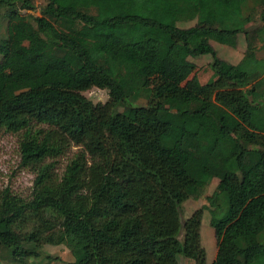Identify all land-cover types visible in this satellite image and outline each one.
I'll return each instance as SVG.
<instances>
[{"label": "trees", "instance_id": "16d2710c", "mask_svg": "<svg viewBox=\"0 0 264 264\" xmlns=\"http://www.w3.org/2000/svg\"><path fill=\"white\" fill-rule=\"evenodd\" d=\"M22 8L31 0H0V129L20 134L34 178L28 197L0 190V264H27L71 235L84 256L65 264H207L205 209L208 264H264V0H46L41 19ZM47 19L70 35L49 45L35 28ZM241 37L237 64L209 42ZM116 43L126 53L116 65L109 46L99 65L116 66L103 72ZM93 86L104 106L83 94ZM213 180L208 206L182 220Z\"/></svg>", "mask_w": 264, "mask_h": 264}, {"label": "rangeland", "instance_id": "374dc122", "mask_svg": "<svg viewBox=\"0 0 264 264\" xmlns=\"http://www.w3.org/2000/svg\"><path fill=\"white\" fill-rule=\"evenodd\" d=\"M45 2L46 0H31L33 8L32 9L22 8L20 12L24 16H33L36 18L40 17L41 19L42 14L40 11H41V7L45 4ZM45 23L44 22L42 23L40 21L41 27L36 26L35 28L38 30L41 37L44 38L45 40H47L48 36L49 38H51L49 45H51L61 35H70L68 34L67 29L65 28V23L62 20L54 21L52 19H47ZM4 34H5V20L2 11H0V38L3 37ZM10 35L12 38V43H10L9 48L15 49V39L17 38V34L16 32L12 31ZM107 47L108 45H106L104 53L97 61L98 67L103 72H110L120 61L119 59L120 56L116 53V60H113L116 65L113 66L109 71L104 70L99 65L101 58L106 53ZM212 47L216 51L217 56L223 60L236 61L238 58L240 59L242 57V52H241L242 47L239 48V45H236L235 47H231L228 45L220 44L212 40ZM114 48L115 47H113V50ZM210 61H211V56L208 54L205 55L204 58L197 60L199 65L202 66L207 65L208 62ZM205 78L206 76L200 77L202 81H204ZM83 94L87 98L92 100L93 103H101V105L103 106L108 98V94L105 89L97 88L95 86L91 87L87 91H84ZM99 134L103 136L100 127H99ZM19 139H20L19 133L7 132L4 131L3 129H0V190L5 187H8L12 192L17 193L23 197H28L32 190L34 173L31 171L30 167L23 166L21 163V158L19 153ZM72 148L77 149L81 147L72 146ZM81 149L83 150L84 160L86 161V163L91 164V154L87 155L86 154L87 151H85L83 148ZM64 162H65L64 159H60L61 167H63ZM61 171L62 168H60L59 173ZM108 177H110V174L107 176V179ZM214 187H215V180L211 181L209 183V186L203 190V194L201 195V197L197 199L190 198L182 204L181 206L182 220L190 216L195 209L200 208L202 206L205 207V205L208 206L206 196L210 195V193L214 191L215 189ZM137 207H136V212L142 216L144 214V211L143 213H140L139 211H137ZM203 213L204 214L202 218L200 233L202 234L201 243L206 253L205 262L208 264L215 257L217 245H216V239L214 237L213 228L210 226L209 223L211 214L207 209H205ZM223 214L224 211H221L216 216L220 217ZM83 246H84V242L79 236L71 235L67 237L64 240V242L61 244H57V245L44 244L42 247L43 255L38 258L29 259L27 264H65V262L67 261L78 259L84 256ZM47 256H50V258H48ZM182 257L183 256H180V258ZM151 258L152 257L150 255L149 261L151 263H154L155 259L152 261ZM199 263L200 262L196 261V259L186 258V257H184L180 261V264H199Z\"/></svg>", "mask_w": 264, "mask_h": 264}, {"label": "built area", "instance_id": "2783aa9c", "mask_svg": "<svg viewBox=\"0 0 264 264\" xmlns=\"http://www.w3.org/2000/svg\"><path fill=\"white\" fill-rule=\"evenodd\" d=\"M107 45H108V47L111 46L112 49H113V47L116 48V49L114 48V50H116L117 54L120 56L119 59H121L123 57V55L126 53V47L122 43H116V44H112V45L107 44ZM108 47H107V49H108Z\"/></svg>", "mask_w": 264, "mask_h": 264}, {"label": "crops", "instance_id": "0c3cea01", "mask_svg": "<svg viewBox=\"0 0 264 264\" xmlns=\"http://www.w3.org/2000/svg\"><path fill=\"white\" fill-rule=\"evenodd\" d=\"M209 42L212 45V40H210ZM237 45H239V48L242 47L241 52H242V57H243V54H244V51H245V41H244V39L242 37L240 38V40H239ZM241 58L240 59L238 58L236 61L228 60V62H230L231 64H237L241 60Z\"/></svg>", "mask_w": 264, "mask_h": 264}]
</instances>
